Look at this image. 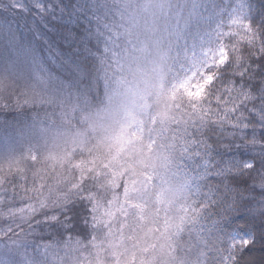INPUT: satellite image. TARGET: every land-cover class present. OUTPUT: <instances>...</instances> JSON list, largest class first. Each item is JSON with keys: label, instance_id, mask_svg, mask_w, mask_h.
Instances as JSON below:
<instances>
[{"label": "trees", "instance_id": "16d2710c", "mask_svg": "<svg viewBox=\"0 0 264 264\" xmlns=\"http://www.w3.org/2000/svg\"><path fill=\"white\" fill-rule=\"evenodd\" d=\"M51 5L46 40L27 21L0 10V79L8 85L0 90V118L6 122L0 124V159L14 155L12 146L24 150L27 142L17 139L16 130L28 129L32 118L51 121L50 141L61 142L57 146L64 150L84 141L100 144L127 112L146 121L160 89L182 65L202 60L232 19L264 27V0H53ZM109 49L118 61L108 59ZM38 69L46 81L43 90L31 89L38 104L17 107V94ZM142 127L145 141L153 142L151 191L161 209L160 223L147 227L162 228L166 216L174 222L155 264L161 257L164 264H229L233 253L239 264H264L259 239L264 221L255 211L259 193L236 171L252 155L240 153L242 160L236 159L217 131L207 155L199 162L188 158L190 168L172 149L166 120ZM251 236L257 237L253 244L239 245ZM43 238L49 239L47 233ZM169 244L177 251H169Z\"/></svg>", "mask_w": 264, "mask_h": 264}, {"label": "snow or ice", "instance_id": "6c2138e0", "mask_svg": "<svg viewBox=\"0 0 264 264\" xmlns=\"http://www.w3.org/2000/svg\"><path fill=\"white\" fill-rule=\"evenodd\" d=\"M36 7L47 12L50 5ZM113 57L116 53L109 49L108 59ZM44 77L43 69L33 74L32 83L16 96L17 107L36 103L31 89L43 90ZM7 87L0 79V90ZM158 119L170 125L171 147L190 168L188 158L199 162L201 154L207 155L213 132L252 146L255 154L236 171L258 191L264 221V27L239 17L218 33L202 60L182 65L169 86L160 89L146 121L129 111L100 144L84 141L58 152L37 143L0 159V216L11 217L16 228L27 224L30 231L47 233L49 239L41 236L34 248L43 249L44 264H83L84 259L88 264H155L161 241L174 226L166 216L162 228L147 227L160 223L161 209L151 191L153 142L145 141L142 125ZM13 231L10 224L7 234ZM256 238L238 243L247 247ZM259 239L264 240V233ZM236 246L235 241L230 245ZM168 248L177 251L171 244ZM84 252L87 257L76 255ZM228 261L239 264L234 253Z\"/></svg>", "mask_w": 264, "mask_h": 264}, {"label": "rangeland", "instance_id": "374dc122", "mask_svg": "<svg viewBox=\"0 0 264 264\" xmlns=\"http://www.w3.org/2000/svg\"><path fill=\"white\" fill-rule=\"evenodd\" d=\"M51 1L53 0H0V10L4 11L9 16L19 18L23 22L24 20L27 21L35 35L40 39L46 40L44 28L48 23V17L52 14L53 7ZM38 3L50 5L49 10L47 12H42L36 7ZM42 18H45V20ZM37 104L35 103V105ZM5 123L6 122L0 118V124L5 125ZM29 125L28 129L16 130L15 128L16 135L19 136L17 139L21 138L27 142V144L23 146L24 150L29 145L39 143L40 145L46 144L49 148L52 146L54 151H64V147H55L61 142L54 143L50 141V131L48 132L47 129L48 127L55 128L51 121L32 118ZM219 133L223 135L225 147L234 148L236 159L242 160L243 156H239L240 153L255 154L252 146H245L240 141H233L232 138L228 137L223 131H219ZM17 148V146L11 147L14 155H19V153H21ZM256 197L259 199V195H256ZM259 208L260 205L256 203L255 211L257 213L259 212ZM20 222L21 218L17 216L16 223L19 224ZM10 224L14 231L11 234H7V229ZM43 233V230H38L37 232L30 231L27 224L24 225L23 229L16 228L11 217L0 216V264H44L42 259L43 249H40L39 252H34V248L40 241L41 236H43ZM61 255H64V253L61 252Z\"/></svg>", "mask_w": 264, "mask_h": 264}]
</instances>
